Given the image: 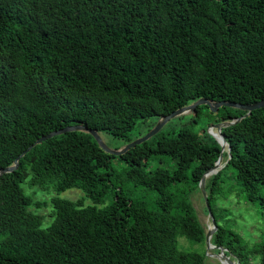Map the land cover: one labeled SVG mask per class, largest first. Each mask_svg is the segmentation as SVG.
I'll return each mask as SVG.
<instances>
[{
    "label": "trees",
    "instance_id": "trees-1",
    "mask_svg": "<svg viewBox=\"0 0 264 264\" xmlns=\"http://www.w3.org/2000/svg\"><path fill=\"white\" fill-rule=\"evenodd\" d=\"M202 98L264 99V0H0L1 168L68 125L107 133L120 150ZM203 109L206 127H162L123 154L86 130L36 144L0 175V264H207L192 192L220 157L205 180L212 249L264 264V228L245 237L217 207L230 172L264 214V107L201 104L193 119ZM239 117L221 128L223 149L210 127ZM31 187L84 194L53 197L44 215Z\"/></svg>",
    "mask_w": 264,
    "mask_h": 264
},
{
    "label": "rangeland",
    "instance_id": "rangeland-1",
    "mask_svg": "<svg viewBox=\"0 0 264 264\" xmlns=\"http://www.w3.org/2000/svg\"><path fill=\"white\" fill-rule=\"evenodd\" d=\"M193 114H195L194 111H191L189 113H184L171 118L163 126L162 131L166 132L171 129L178 131L182 124H187L195 129H201L207 126V109H203L202 114L195 118L197 119L196 122L192 117ZM140 125L141 124L137 125L134 129V135H138L139 130L141 129ZM210 131H214V128L210 127ZM102 138L110 147L113 148L121 144L120 140L113 138L107 133L102 134ZM26 190L29 194H32L36 202H42V205L39 208H35V211L44 215L51 213L53 210V197L58 196L61 198L77 199L82 197L84 194L83 190L80 188H70L61 192H57L54 188L42 189L40 187L26 188ZM192 201L194 207L196 208L198 217L201 223L205 226L206 230L212 228V218L206 210V202L203 198V193L198 189L193 190ZM90 202V199H86L85 201L86 204ZM217 207H226L228 209V217L231 219L232 227L241 235L245 237L249 234L252 235V230L255 228V225L253 224H256L257 231L262 234L261 229L264 228V214L255 202L247 199L245 193L240 190L235 181L231 178L230 172H228L227 178H225V182L223 183L222 189L219 193ZM52 219V217L46 216L43 226L49 225ZM206 250L208 252L207 264H223L221 259L213 254L214 251L212 248Z\"/></svg>",
    "mask_w": 264,
    "mask_h": 264
},
{
    "label": "water",
    "instance_id": "water-1",
    "mask_svg": "<svg viewBox=\"0 0 264 264\" xmlns=\"http://www.w3.org/2000/svg\"><path fill=\"white\" fill-rule=\"evenodd\" d=\"M201 104H207L209 105L210 109L212 111H216L220 106H232V107H237V108H241V109H244V110H247L248 113H251L252 110L254 109H257V108H261V107H264V99L262 100H259L255 103H251V104H243V103H239V102H234V101H227V100H222V101H219V102H211L210 100L206 99V98H202V99H199L198 101H196L195 103L191 104V105H188V106H185V107H182L162 118H160L158 120V122L156 123V125L151 129L149 130L146 134H144L143 136L141 137H138L134 140H132L131 142L127 143L122 149L120 150H117V149H114V148H111L109 147L105 141L103 140L102 136L98 133L97 130L95 129H92V128H89L85 125H82V124H78V125H68L64 128H61V129H57V130H54V131H51L50 133L46 134V135H43L41 136L40 138H38L36 141H34L31 145H29L14 161V165L12 166H8V167H4V168H1L0 167V175L1 174H4V173H7V172H11L13 171L15 168H17L18 166V162H19V159L24 156L28 151H30L36 144L46 140L47 138H51L52 136H55L57 134H61V133H64V132H67V131H73V130H86L88 132H90L94 137L95 139L97 140V142L100 144V146L105 149L107 152H110V153H114V154H123L125 153L130 147H133L137 144H140L142 143L143 141H146L148 140L150 137L154 136L155 134H157L161 128L173 117L175 116H178V115H181V114H184V113H188L190 111H194L196 109V107L198 105H201ZM242 117H239L238 119L236 120H231V121H228V122H221V123H216L213 125L212 128H217L218 130V133L214 132V131H210L212 133V135L218 140V142L222 145V148L225 149L226 147L228 148V150H230V147L226 141V138L224 136V134L221 132V128L225 125H228V124H232V123H235L236 121L240 120ZM220 135V137H218L217 135ZM222 167L221 165V157L219 158V160L217 161V163L215 164V166L208 170L203 178L201 179V189H202V192H203V196H204V199H205V202H206V205H207V209H208V213L209 215L211 216L212 218V228H209L207 230V234H206V244H207V249H211V248H214L215 246H213L210 242L211 240V237H212V234L213 232L217 229V225H216V221L214 219V216H213V213H212V210H211V207L208 203V198H207V194H206V189H205V180L208 176L218 172V170ZM214 255L218 256L221 261L223 262V264H238L237 262H234L230 256H228L224 250H222L220 253H213Z\"/></svg>",
    "mask_w": 264,
    "mask_h": 264
},
{
    "label": "bare ground",
    "instance_id": "bare-ground-1",
    "mask_svg": "<svg viewBox=\"0 0 264 264\" xmlns=\"http://www.w3.org/2000/svg\"><path fill=\"white\" fill-rule=\"evenodd\" d=\"M219 137V136H218Z\"/></svg>",
    "mask_w": 264,
    "mask_h": 264
}]
</instances>
